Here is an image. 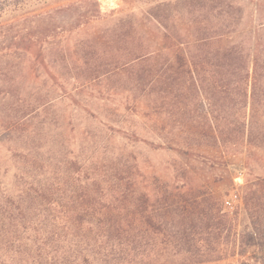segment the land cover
Wrapping results in <instances>:
<instances>
[{
  "label": "trees",
  "instance_id": "trees-1",
  "mask_svg": "<svg viewBox=\"0 0 264 264\" xmlns=\"http://www.w3.org/2000/svg\"><path fill=\"white\" fill-rule=\"evenodd\" d=\"M243 2L176 0L164 8L150 0L140 19L108 17L98 0L14 12L0 20V56L18 54L24 76L38 62L60 90L37 98V108L68 100L96 117L81 93L93 96L96 86L118 79L138 99L159 86L171 118L176 112L182 120L198 117L215 145L245 152L241 198L264 247V2L248 0L250 12ZM93 22L104 24L103 32L74 42V54H65L56 39ZM152 38L161 44L153 48ZM72 72L71 86L64 74ZM103 90L95 97L109 88ZM106 126L153 150L173 149ZM72 173L75 185L68 188L30 165L16 194L0 185V264H210L228 255L230 212L208 192L178 184L162 189L156 175L139 172L131 178L73 167ZM245 240L239 234L237 254ZM255 260L264 264V255Z\"/></svg>",
  "mask_w": 264,
  "mask_h": 264
},
{
  "label": "rangeland",
  "instance_id": "rangeland-1",
  "mask_svg": "<svg viewBox=\"0 0 264 264\" xmlns=\"http://www.w3.org/2000/svg\"><path fill=\"white\" fill-rule=\"evenodd\" d=\"M67 1L0 0V20L9 18L14 12L38 11ZM98 1L101 11L108 17L111 14L119 16L133 13L140 19L150 7L147 3L150 0ZM151 1L152 4L159 2L164 8L176 2ZM242 4L245 12L251 11L248 0ZM248 24H252L251 18ZM103 25L93 22L56 41L65 49V54H74V42L98 37L104 30ZM151 40L153 48L161 44L160 38ZM47 52L45 50L46 58L49 56ZM18 61V54L0 56L1 188L16 194L17 186L23 180V171L30 165L42 172L44 180L61 177L68 188L75 185L73 167L115 176L124 172L123 176L131 178L137 172L145 177L156 175L160 188L163 189L165 184L170 188L178 184L183 189L193 188L199 193L206 191L221 201L223 212H230L228 255L210 264H260L255 258L264 255V247L258 243L241 198L248 177L245 152L227 153L222 146L215 145L213 136H206L205 124L198 125V117L182 120L176 112V119L171 118L162 103L163 99L159 97L162 94L159 86L153 90L147 89L138 99L134 98L135 90H128V83L118 79L96 86L93 96L81 93L96 117L68 100L60 99L37 108V98L43 94L52 96L61 92L51 84L52 80L38 62H34L37 71L24 76L26 68L21 70ZM25 63L33 64L31 61ZM73 72L64 74L71 86L73 80L69 75L75 76ZM36 73L39 74L37 77ZM106 86L109 88L105 90L108 93L104 92L102 99L95 97L98 96V90L104 91ZM27 112L29 115H26ZM106 124L134 131L152 141L168 143L173 149L153 150L141 142L130 141L113 133ZM28 160L35 163L31 164ZM257 171L254 169L255 173ZM239 234H244L246 239L241 255L237 254ZM234 237L237 243L233 247Z\"/></svg>",
  "mask_w": 264,
  "mask_h": 264
}]
</instances>
